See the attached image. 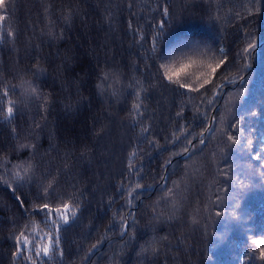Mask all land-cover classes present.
<instances>
[{"label": "trees", "instance_id": "trees-1", "mask_svg": "<svg viewBox=\"0 0 264 264\" xmlns=\"http://www.w3.org/2000/svg\"><path fill=\"white\" fill-rule=\"evenodd\" d=\"M0 264H264V0H0Z\"/></svg>", "mask_w": 264, "mask_h": 264}]
</instances>
